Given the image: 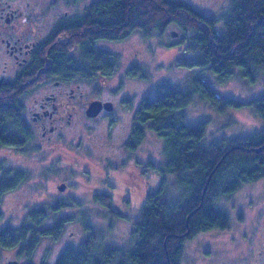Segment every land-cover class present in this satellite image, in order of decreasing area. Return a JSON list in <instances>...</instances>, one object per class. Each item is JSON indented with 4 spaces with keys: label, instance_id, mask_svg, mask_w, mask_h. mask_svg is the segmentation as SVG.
<instances>
[{
    "label": "trees",
    "instance_id": "trees-1",
    "mask_svg": "<svg viewBox=\"0 0 264 264\" xmlns=\"http://www.w3.org/2000/svg\"><path fill=\"white\" fill-rule=\"evenodd\" d=\"M218 20L178 0H94L86 7L85 16L76 19L75 27L68 25L69 34L76 40L53 53V67L61 70L70 66V70L89 74L100 64L111 73L118 68L120 55L100 48L101 41L123 40L136 31L145 37L160 36L176 24L184 30L181 41L189 56L178 60L182 66L200 67L201 75L208 70L218 82L237 71L250 82L264 78V0H233L222 18L223 25L219 26ZM72 51L77 55L73 56ZM77 57H83L84 62ZM129 73L149 76L139 64L130 67ZM201 75L188 87L159 83L134 112L128 138L132 147L144 141L150 130L163 139L164 159L150 161L151 169L161 176L160 185L147 193L140 206L123 212L115 209L110 196H96L106 205L110 229L121 218L133 219L134 246L107 242L105 232L97 233L93 224L82 218L90 229L89 240L65 249L55 264H181L188 238L229 227V214L219 203L245 183L264 179V91L249 103L263 121L261 127L246 137L209 140L207 121L191 123L187 117V108L197 95L220 109L242 108L246 104L221 97L214 84ZM14 88L11 84L0 87V146L22 148L31 136L19 98L27 91L21 88L19 95ZM25 178V170L7 169L0 191L14 188ZM134 210L137 217L128 214ZM47 214L42 207L29 211L28 222L16 230L19 234L6 232L3 245L21 243L24 250L33 253L34 243L25 242L26 233L34 230V224L42 225L49 219ZM77 217L78 214L71 218ZM67 220L55 217L54 226L41 232L56 239L63 234Z\"/></svg>",
    "mask_w": 264,
    "mask_h": 264
},
{
    "label": "rangeland",
    "instance_id": "rangeland-1",
    "mask_svg": "<svg viewBox=\"0 0 264 264\" xmlns=\"http://www.w3.org/2000/svg\"><path fill=\"white\" fill-rule=\"evenodd\" d=\"M30 1L36 2L39 9L44 12L48 10L53 0ZM92 1L94 0H85V7ZM178 1L186 2L206 15L217 17L220 26L223 25L222 18L231 7L233 0ZM56 2L58 13H63L67 9L65 0H56ZM54 17L55 15L52 14L45 18L48 28L52 26ZM184 34V30L173 24L160 36L145 37L142 32L136 31L123 40L101 41L103 47L113 49L120 55V64L116 73L107 78L105 83H101L100 87L96 88L93 84L84 83L82 90L86 97L96 91L102 98L113 100L116 106L111 118L100 117L91 120L85 118L84 128L74 126L67 129L64 133L68 138L67 141L57 144L56 149L47 146L48 144L45 145L46 142L42 141L38 134H35L30 144L22 148L0 146V159H5L7 165L18 166L26 171V178L19 187L4 197L6 224L18 226L36 205L46 204L51 207V204L58 201L56 196L60 193L54 186L67 178L71 168L68 163H73L75 157H87L81 152L82 146L76 147L79 141L90 142L93 146L98 144V147L88 152L96 160L110 156L112 164H122L128 156L124 146L133 128L134 112L143 97L153 94L159 83L168 82L176 86L188 87V85L192 86L195 77L201 75L200 67L189 69L178 61L180 58L189 57L184 50L186 45L181 41ZM136 64L145 68L148 78L129 73L130 67ZM202 75L214 84L221 97L246 104L242 108L220 109L210 102L208 105L205 99L197 95L187 108V117L191 123L207 121L209 140L246 137L262 126L263 121L249 108V103L263 93V77L250 82L237 71L226 81L218 82L214 74L208 70ZM33 99V95H30L25 101L28 105H32ZM163 145V139L150 130L141 145L139 156L142 158L149 156L154 162L161 161L164 159ZM64 149L69 150L74 156L63 151ZM61 153L63 159L58 160L56 157ZM130 170L125 174L124 171H118L117 182L122 186L123 182L132 178L138 181L140 189L133 194L132 201L136 206H140L147 193L160 185L161 176L151 167L146 178L139 176L137 168L131 167ZM102 177L100 171L95 172L91 183L97 184L95 181L101 180ZM75 178L80 179L82 183H88L81 175L77 174L73 177ZM80 183L72 187L71 193L83 194L81 190L85 187ZM223 200L224 202L219 204L229 214V227L202 231L188 238L184 242L181 264H264V179L245 183L233 195ZM76 214H78L77 218H71L76 217ZM128 214L137 217L136 210ZM55 217L69 218L65 221V229L60 237L56 239L51 236L43 237L36 248H33V253L3 249L0 254V264H9L11 261H18L17 264H55L66 248L79 247L88 239L89 234L82 218H85L87 223H92L97 233L105 232L107 242L134 246L131 233L134 221L131 218H121L114 223V228L110 229L109 216L104 209L84 212L70 209L53 210L50 211L49 224L55 220Z\"/></svg>",
    "mask_w": 264,
    "mask_h": 264
},
{
    "label": "flooded vegetation",
    "instance_id": "flooded-vegetation-1",
    "mask_svg": "<svg viewBox=\"0 0 264 264\" xmlns=\"http://www.w3.org/2000/svg\"><path fill=\"white\" fill-rule=\"evenodd\" d=\"M64 3L67 5V9L63 13H58L56 0H53L48 10H44V12L39 9V5L34 1L0 0V87L11 84L15 87V93L19 95L21 88L27 91L19 96L23 103V115L31 132L27 145L32 142L35 134H38L41 140L46 142L45 145L48 144L47 146L56 149L57 144L67 141L68 138L64 135L67 129L74 128V126L83 129L85 118L90 120L100 117L111 118L115 110L116 104L113 100L102 98L96 91L86 97L82 88L84 83L93 84L96 88L100 87L101 83H105L104 81L116 73L117 69L108 73L98 64L95 70H92L89 74H84L81 70L68 69L70 66L61 70L53 67L55 60L53 56L60 49V46H65L69 41L76 40L75 36L72 38L69 34L71 30L68 29V25L75 27L77 25L76 19L85 16V0H65ZM52 14L55 15L54 21L52 26L48 28V22L45 18ZM73 27L72 30H75ZM77 48L80 49L79 45H77ZM100 48L115 52L113 49L105 48L101 44ZM72 55H77V51H72ZM77 58L84 62L83 57ZM67 59L70 61L69 56ZM30 95H33L34 98L32 105H28L25 101ZM96 100L101 101V109L97 115L90 116L88 108ZM109 102L112 104L110 109L106 106ZM142 143L143 141L132 147L127 140L124 150L128 152V156L122 164L117 165L112 164L110 156L96 160L95 157L88 154L95 147H98V144L93 146L90 142L83 143L81 140L80 143L79 141L76 147L82 146L81 152L87 157H75L73 163H68L71 168L67 178L54 186L55 190L60 193L56 196L58 201L51 204V207L45 204L36 205L34 208H44L48 213L47 215H50V211H53L54 206L56 210L70 209L77 212L106 209V205L97 200V195L110 196L115 209L118 211L123 212L136 208L137 206L133 203L132 198L133 194L140 189L138 181H134L132 178L123 182L120 186L116 175L118 171H124L125 174L131 171V167H135L140 173L139 176L146 178L152 158L139 156ZM71 145L75 144L71 143ZM88 146H91V148H88ZM1 147L5 148L6 146ZM15 147L21 148L20 146ZM63 151L74 156L69 150L64 149ZM62 155L61 153L60 156L55 157L62 160ZM55 165L58 164L55 163ZM9 168L12 171L21 169L18 166L7 165L5 159H0V185L3 184V177ZM97 171H100L103 177L101 180L95 181L97 184H92L93 174ZM77 174L86 179L88 183H82L78 178L73 179ZM22 181L6 192L2 193L0 191V254L3 249L27 252L23 249L21 243L5 246L2 242L6 232L19 234L16 230L28 222L29 213L18 226L6 224L5 222L4 197L18 188ZM78 182H81L85 187L81 190L82 195L71 193L72 187L76 186ZM222 201L224 202L223 199ZM31 223L33 222L31 221ZM55 223L56 221L53 220L49 224L48 219L43 220L42 225L33 223L36 225L33 226L35 231L32 229L27 231L25 242H33L35 249L43 237H49V235L43 234L41 230L52 228ZM65 225L64 222V229ZM86 230L89 237L84 243L89 240L91 234L90 229L86 228Z\"/></svg>",
    "mask_w": 264,
    "mask_h": 264
},
{
    "label": "water",
    "instance_id": "water-1",
    "mask_svg": "<svg viewBox=\"0 0 264 264\" xmlns=\"http://www.w3.org/2000/svg\"><path fill=\"white\" fill-rule=\"evenodd\" d=\"M106 106L108 109H110L112 107L111 102H109ZM100 109H101V101H99V100L93 101L88 108V114L90 116H95L98 114ZM261 149H262V147L258 148L257 151H260ZM9 264H17V262L11 261V262H9Z\"/></svg>",
    "mask_w": 264,
    "mask_h": 264
}]
</instances>
